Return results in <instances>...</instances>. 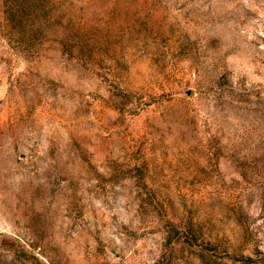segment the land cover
I'll list each match as a JSON object with an SVG mask.
<instances>
[{"label": "rangeland", "instance_id": "rangeland-1", "mask_svg": "<svg viewBox=\"0 0 264 264\" xmlns=\"http://www.w3.org/2000/svg\"><path fill=\"white\" fill-rule=\"evenodd\" d=\"M13 1L0 264H264V0Z\"/></svg>", "mask_w": 264, "mask_h": 264}, {"label": "trees", "instance_id": "trees-1", "mask_svg": "<svg viewBox=\"0 0 264 264\" xmlns=\"http://www.w3.org/2000/svg\"><path fill=\"white\" fill-rule=\"evenodd\" d=\"M35 0H16L10 2V10L4 11L5 15H8L9 19L16 21L15 30L17 33H25L29 38L35 26L39 25L37 22L36 14L34 12ZM6 8V1L3 4Z\"/></svg>", "mask_w": 264, "mask_h": 264}]
</instances>
